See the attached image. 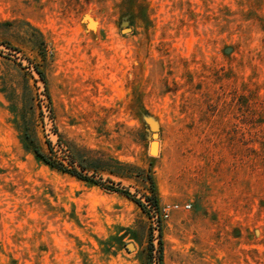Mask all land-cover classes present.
Wrapping results in <instances>:
<instances>
[{"label": "rangeland", "instance_id": "374dc122", "mask_svg": "<svg viewBox=\"0 0 264 264\" xmlns=\"http://www.w3.org/2000/svg\"><path fill=\"white\" fill-rule=\"evenodd\" d=\"M160 263L264 264V0H0V264Z\"/></svg>", "mask_w": 264, "mask_h": 264}, {"label": "trees", "instance_id": "16d2710c", "mask_svg": "<svg viewBox=\"0 0 264 264\" xmlns=\"http://www.w3.org/2000/svg\"><path fill=\"white\" fill-rule=\"evenodd\" d=\"M41 74L43 75V72L42 71H41ZM26 137L28 138V136H26ZM25 144L27 145V148L28 149H31L35 153V156L37 157L38 160L44 161L45 163H47L51 167H56V168H59V169H61L63 171L69 172V173H71L73 175H76L79 178H82V179H85V180H89L90 179L87 175L81 173L76 168H71L70 169V168H67V167H64V166H60L59 164L53 162L44 152H42V150L38 146H36V145H32L31 146L30 144H28V142H25ZM151 180L153 181L152 177H151ZM124 193H126L128 196H130V194L128 192H124ZM148 199L156 207H158V205H159V195H158V191H157L156 187H153V194L151 196H148ZM136 201L142 207H146L145 204H144V202H142L141 200H138L137 199ZM161 243H162V240H161ZM160 259H162V256H160Z\"/></svg>", "mask_w": 264, "mask_h": 264}, {"label": "built area", "instance_id": "2783aa9c", "mask_svg": "<svg viewBox=\"0 0 264 264\" xmlns=\"http://www.w3.org/2000/svg\"><path fill=\"white\" fill-rule=\"evenodd\" d=\"M184 207L190 208L191 204L190 203L189 204H185ZM178 208H180V204L179 203H176V204H173V205H169L167 208L164 209V216L165 217H169L170 211L172 209H178Z\"/></svg>", "mask_w": 264, "mask_h": 264}, {"label": "water", "instance_id": "95a60500", "mask_svg": "<svg viewBox=\"0 0 264 264\" xmlns=\"http://www.w3.org/2000/svg\"><path fill=\"white\" fill-rule=\"evenodd\" d=\"M129 29H130V28H129ZM152 128H153V137H154V138H157V137L159 136V134H158V132H157V126H156V125H153ZM130 248H134V245L131 244V245H130Z\"/></svg>", "mask_w": 264, "mask_h": 264}, {"label": "bare ground", "instance_id": "6f19581e", "mask_svg": "<svg viewBox=\"0 0 264 264\" xmlns=\"http://www.w3.org/2000/svg\"><path fill=\"white\" fill-rule=\"evenodd\" d=\"M153 149H154V151H158V144L157 143H155L154 145H153Z\"/></svg>", "mask_w": 264, "mask_h": 264}]
</instances>
